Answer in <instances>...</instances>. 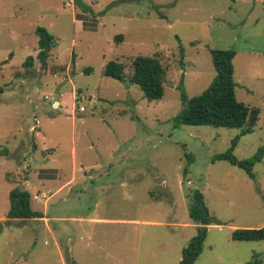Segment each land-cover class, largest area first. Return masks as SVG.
I'll list each match as a JSON object with an SVG mask.
<instances>
[{
	"label": "rangeland",
	"instance_id": "1",
	"mask_svg": "<svg viewBox=\"0 0 264 264\" xmlns=\"http://www.w3.org/2000/svg\"><path fill=\"white\" fill-rule=\"evenodd\" d=\"M79 1L87 11L74 0H0V264H177L196 234L192 190L208 212L193 264L259 259L264 239L233 241L230 232L264 221V0ZM36 27L53 37L44 63ZM208 49L234 52L235 99L258 110L244 135L175 122L180 75L187 98L214 75ZM136 56H156L163 67L159 101L127 83ZM109 61L123 66L122 83L102 75ZM236 136L237 160L263 149L252 179L211 161ZM185 155L192 162L183 176ZM12 189L56 219L6 223Z\"/></svg>",
	"mask_w": 264,
	"mask_h": 264
},
{
	"label": "trees",
	"instance_id": "2",
	"mask_svg": "<svg viewBox=\"0 0 264 264\" xmlns=\"http://www.w3.org/2000/svg\"><path fill=\"white\" fill-rule=\"evenodd\" d=\"M75 4L87 11V7L79 0H74ZM37 38L36 46L38 52L36 58L44 63L50 46L53 44V37L42 27L34 29ZM120 35L113 39L119 41ZM180 55L182 50L179 48ZM208 54L214 75L207 87L197 96L187 98L182 89V75L179 77L177 89L179 98L183 104L181 111L175 117L177 124L186 126H211L221 128L240 129L239 135H244L251 131L254 126L258 110L250 108L238 102L234 96V83L232 80V59L234 52L230 49H208ZM31 57H26L23 66H30ZM131 73L126 78L130 85L136 86L143 99L148 102L159 101L163 95L162 84L164 81V69L156 56H136L132 59ZM89 69H84L87 73ZM102 75L116 80L124 81L123 66L120 63L109 61L102 70ZM2 89L0 88V93ZM238 136L234 137L229 148L222 154L214 155V161H225L229 165L242 170L249 178H253L252 168L263 154V149H259L254 156L248 159L237 160L232 155V150ZM192 162L189 155H185V164L182 168L183 176L187 173ZM187 199V216L191 222L196 224V234L180 250V259L177 264H193L200 254L203 240L208 225V212L204 205L200 192L192 190L185 194ZM264 208V197H263ZM40 212L34 211L30 207L29 194L24 190L12 189L8 192V209L5 214L6 223L14 220H29L41 218ZM230 239L238 242H257L264 239V224L259 228H236L231 230ZM258 255H253L252 260L247 264H264V253L258 259Z\"/></svg>",
	"mask_w": 264,
	"mask_h": 264
},
{
	"label": "crops",
	"instance_id": "3",
	"mask_svg": "<svg viewBox=\"0 0 264 264\" xmlns=\"http://www.w3.org/2000/svg\"><path fill=\"white\" fill-rule=\"evenodd\" d=\"M73 118V116L71 115V119ZM25 131H28V129H24ZM40 150H43V148H40ZM51 150V149H50ZM52 154V150L50 151V154H48V156H50ZM73 160H74V153H72L71 152V162H73ZM1 164L3 165V162H1ZM89 168L90 169H93V168H98V165L97 164H94V165H92V166H89ZM53 170V169H52ZM6 179H8L9 177H7V174H6ZM73 177L74 176H70V178H69V180H67V181H65L64 183H63V185H61V186H59L58 188H57V190L56 191H58L59 189H61V187H63V186H68V184H70V183H73ZM89 180H90V176H88L87 177ZM6 182V181H5ZM8 182V181H7ZM24 183H26L25 182V180H24ZM35 194V193H34ZM41 195H43L42 193H40ZM44 196V195H43ZM45 203V202H44ZM43 209H42V211H39V210H37V212H40L41 214H42V217L41 218H36V220H45L47 223L48 222H53L56 218H53V217H48V218H46L45 216H44V214H45V207H44V204H43ZM5 214H6V211H5ZM0 219L2 220L3 218L2 217H0ZM4 220L6 221V219L4 218ZM14 221H17V220H14ZM14 221H10V222H14ZM47 223H46V227H47ZM264 224V221L258 226V227H261L262 225ZM244 228H247V227H244ZM232 229H234V228H232Z\"/></svg>",
	"mask_w": 264,
	"mask_h": 264
},
{
	"label": "built area",
	"instance_id": "4",
	"mask_svg": "<svg viewBox=\"0 0 264 264\" xmlns=\"http://www.w3.org/2000/svg\"><path fill=\"white\" fill-rule=\"evenodd\" d=\"M80 99H81V100H84L83 97H81ZM77 110H78V112L80 113V112L83 111V108H82V107H77ZM35 126H36L35 123H33L32 125H30L29 128H28L29 131L32 132V131L34 130V127H35ZM41 196H42V195H41ZM43 197H44V196H42V198H43ZM35 198H37V197L33 195V196H32V199H35Z\"/></svg>",
	"mask_w": 264,
	"mask_h": 264
}]
</instances>
